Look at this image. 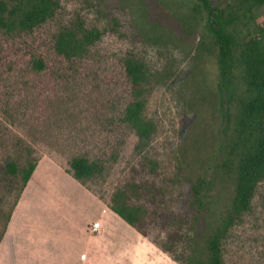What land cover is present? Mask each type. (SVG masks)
I'll return each instance as SVG.
<instances>
[{"label":"rangeland","instance_id":"obj_1","mask_svg":"<svg viewBox=\"0 0 264 264\" xmlns=\"http://www.w3.org/2000/svg\"><path fill=\"white\" fill-rule=\"evenodd\" d=\"M58 1L55 16L34 31L0 30V235L9 215L31 224L35 205L75 206L71 198L78 200V192L84 203L88 191L107 205L106 220L116 226L105 229L107 245L100 250L105 259L90 264H184L196 214L191 188L220 122L212 92L215 60L196 51L202 31L189 34L177 22H167L166 5L191 10L194 0ZM258 15L264 17V7ZM79 21L99 29L102 37L85 57L68 61L56 51V37ZM129 54L144 60L151 75L172 72L147 97L145 117L157 131L144 150L123 121L132 99L124 67ZM37 60L45 63L44 70L34 68ZM28 151L38 166L22 192L21 178L11 176L7 165L25 167ZM77 155L101 163L103 174L85 185L76 181L67 171ZM222 188L221 206L233 185ZM119 190L126 191L130 205L143 208L138 230L108 207ZM12 223L9 234L20 227ZM90 227L82 230L83 238L90 236ZM119 236L128 239L121 247ZM222 250L224 264H264V181Z\"/></svg>","mask_w":264,"mask_h":264},{"label":"trees","instance_id":"obj_2","mask_svg":"<svg viewBox=\"0 0 264 264\" xmlns=\"http://www.w3.org/2000/svg\"><path fill=\"white\" fill-rule=\"evenodd\" d=\"M59 7L58 0H0V30L32 32L52 19ZM166 7L168 24L175 21L189 34L202 31L196 51L215 60L212 92L220 121L215 144L191 188V206L196 214L193 233L188 235L187 261L183 263L224 264L222 242L251 209L257 188L264 181V17L258 15L264 0H227L215 7L211 0H194L191 10H184L177 3ZM101 37L99 29H88L79 21L59 32L55 48L66 60L76 61L85 57ZM124 67L132 86V99L123 121L139 137L137 148L144 150L157 131L156 124L145 117L147 97L154 84L170 78L172 72L159 77L151 75L145 61L132 54L124 60ZM34 68L42 71L45 63L37 60ZM28 152L25 167L13 161L7 165L11 176L21 178L22 192L38 166ZM70 168L67 173L82 185L104 172L101 163L81 155L72 158ZM228 183L233 185V192L221 206L222 187ZM128 199L126 191L119 190L108 207L138 230L143 208L130 205ZM11 218L12 214L7 217L4 232Z\"/></svg>","mask_w":264,"mask_h":264},{"label":"crops","instance_id":"obj_3","mask_svg":"<svg viewBox=\"0 0 264 264\" xmlns=\"http://www.w3.org/2000/svg\"><path fill=\"white\" fill-rule=\"evenodd\" d=\"M61 195L65 194L62 192ZM77 195L78 200L71 198L76 210L66 202L56 205L41 202L33 208L31 224L13 218L0 242V264H90L93 258L105 259V253L100 255V250L107 245L105 229L116 228L106 220L107 205L88 191L86 196L84 194V203L81 194L77 192ZM12 222L20 226L15 234L8 233ZM94 224H100L98 233L92 232ZM89 225L91 234L83 238L82 230ZM123 239L128 240L121 236L117 238L120 247ZM120 247L117 250L120 251Z\"/></svg>","mask_w":264,"mask_h":264},{"label":"built area","instance_id":"obj_4","mask_svg":"<svg viewBox=\"0 0 264 264\" xmlns=\"http://www.w3.org/2000/svg\"><path fill=\"white\" fill-rule=\"evenodd\" d=\"M99 227H100V224H94L93 226H92V232H99Z\"/></svg>","mask_w":264,"mask_h":264}]
</instances>
